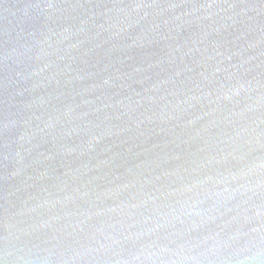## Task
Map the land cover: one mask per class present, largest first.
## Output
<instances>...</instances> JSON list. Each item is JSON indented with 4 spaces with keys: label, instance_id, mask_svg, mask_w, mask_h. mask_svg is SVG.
Returning a JSON list of instances; mask_svg holds the SVG:
<instances>
[{
    "label": "water",
    "instance_id": "obj_1",
    "mask_svg": "<svg viewBox=\"0 0 264 264\" xmlns=\"http://www.w3.org/2000/svg\"><path fill=\"white\" fill-rule=\"evenodd\" d=\"M0 264H264V0H0Z\"/></svg>",
    "mask_w": 264,
    "mask_h": 264
}]
</instances>
